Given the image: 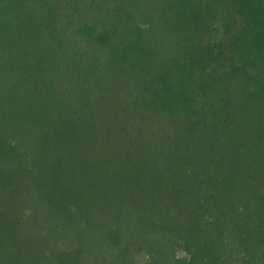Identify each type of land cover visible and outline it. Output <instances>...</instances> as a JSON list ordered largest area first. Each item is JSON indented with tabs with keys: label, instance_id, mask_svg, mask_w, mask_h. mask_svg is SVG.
Wrapping results in <instances>:
<instances>
[{
	"label": "trees",
	"instance_id": "1",
	"mask_svg": "<svg viewBox=\"0 0 264 264\" xmlns=\"http://www.w3.org/2000/svg\"><path fill=\"white\" fill-rule=\"evenodd\" d=\"M0 264H264V0H0Z\"/></svg>",
	"mask_w": 264,
	"mask_h": 264
},
{
	"label": "rangeland",
	"instance_id": "2",
	"mask_svg": "<svg viewBox=\"0 0 264 264\" xmlns=\"http://www.w3.org/2000/svg\"><path fill=\"white\" fill-rule=\"evenodd\" d=\"M164 259V258H163Z\"/></svg>",
	"mask_w": 264,
	"mask_h": 264
}]
</instances>
